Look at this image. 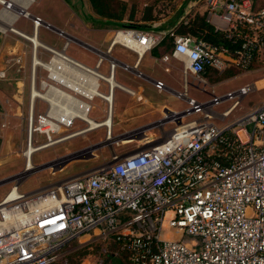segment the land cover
Masks as SVG:
<instances>
[{
	"label": "built area",
	"instance_id": "obj_1",
	"mask_svg": "<svg viewBox=\"0 0 264 264\" xmlns=\"http://www.w3.org/2000/svg\"><path fill=\"white\" fill-rule=\"evenodd\" d=\"M202 1L206 21L229 45L173 29L126 26L113 30L107 52L97 53L94 68L65 53L68 40L61 49L37 41L41 18L32 16L34 32L26 35L33 64L25 149L38 151L82 132L84 128L61 134V129L75 119L93 120L88 113L94 98L105 102L108 115L113 91L121 87L114 80L117 62L108 60V73L98 65L115 45L141 55L165 36L171 38L169 55L185 64L184 90L174 93L186 106L165 113L174 122L167 135L146 136L123 153L112 151L107 163L90 171L29 192L15 181L0 198V264H51L67 243L91 231L116 244L130 264H264V101L230 118L255 84L214 93L206 91L203 78L209 69L247 70L263 60L264 0ZM39 46L51 53L48 60L38 58ZM36 66L48 71L40 88ZM187 74L208 93L207 99L187 94ZM154 85L165 88L162 80ZM43 90L67 97L69 106L49 101L36 111L34 100L45 96ZM223 102L229 104L214 109ZM185 236L191 239L182 240Z\"/></svg>",
	"mask_w": 264,
	"mask_h": 264
},
{
	"label": "crops",
	"instance_id": "obj_2",
	"mask_svg": "<svg viewBox=\"0 0 264 264\" xmlns=\"http://www.w3.org/2000/svg\"><path fill=\"white\" fill-rule=\"evenodd\" d=\"M8 2L10 6L7 5ZM19 10L29 12V16L20 14ZM206 10V5L202 0H98L96 5L91 0H0V72H3V75L0 74V153L6 156L19 149L23 130L22 123L25 122L26 125L27 121L33 63L32 43L26 35H32L34 32L32 16L41 18V24L36 30L37 41L61 49L64 42L68 40L65 53L94 68L98 58L97 53L107 52L114 29L134 24L144 26L145 29H173L179 33H191L190 28L194 25L205 32L208 28L204 23ZM214 31L217 30L214 28ZM52 35L55 36L53 39L49 37ZM50 38L53 41H49ZM72 42L79 46L75 49L83 59L67 53ZM59 44H61L60 47ZM165 44L169 46L168 51L163 49ZM171 47V38L165 36L157 46L141 55L119 45L111 48L109 56L98 65V70L108 73V60L114 59L117 62L114 69V80L121 87L114 89L113 99L110 102V133L112 138L111 140L107 138L106 104L100 98H94L88 113V116L93 120L85 119L88 122L84 123L82 120L75 119L71 127H62L61 129V134H68L84 128L82 132L76 133L61 142L73 138L88 141L68 152L90 148V156L86 161L94 163L93 167H95L107 159L106 154L101 152L102 148L108 149L107 153L112 151L123 153L122 150L124 149L120 146L121 142H130L129 145L122 146L123 148L132 145L133 140L114 136V125L119 127L120 133L128 128L141 130L143 138L146 136L150 138L162 137L168 134L174 122L166 119L165 113L180 111L186 106L185 100L178 98L174 93L184 90L185 64L180 58L169 55ZM50 55L51 53L42 46L37 48V56L42 61L48 60ZM167 55L168 57H166ZM17 57H20V61H16ZM211 70L215 69H209L203 75L206 82L205 88L217 93V85H221L229 79L220 81L219 84L210 83L206 74ZM47 73L45 68L36 66L35 83L39 88V80L46 78ZM190 77V82L196 83L194 77L191 75ZM154 80H162L165 88L161 91L158 90L154 85ZM187 81L189 84L188 75ZM57 86L61 92L68 93L69 90L65 85L57 83ZM105 87V83L102 82L101 88ZM43 94L44 97L34 100L36 111L47 108L50 104L49 101L52 103L58 101L63 106L70 104L67 97L61 96L57 92L43 90ZM182 101L183 105H180ZM136 114L138 116L144 115L145 118L136 121L132 127L125 128V121ZM95 120L102 122L99 123ZM86 127L88 128L86 129ZM99 129H102L101 135L89 137V132ZM103 136L106 140H103ZM108 141L114 142L106 145L105 143ZM116 147L118 150L115 149ZM79 173L83 172L79 171L73 175ZM94 234L92 231L89 232L87 234L89 237L85 241H103V239L95 237Z\"/></svg>",
	"mask_w": 264,
	"mask_h": 264
},
{
	"label": "rangeland",
	"instance_id": "obj_3",
	"mask_svg": "<svg viewBox=\"0 0 264 264\" xmlns=\"http://www.w3.org/2000/svg\"><path fill=\"white\" fill-rule=\"evenodd\" d=\"M49 37L53 39L55 36L52 35ZM51 38L49 39V41H53ZM60 45L61 44H59L58 46L60 47ZM75 47L79 46H77L75 42H72L71 46L67 49V53L71 54L72 56L83 59V57L79 54ZM163 49L165 51H168L169 46L165 44ZM187 75L190 82V74ZM206 77L209 79L210 83L215 84H219L220 81L229 79L227 82L221 85H217V93L225 92L228 89H236L246 83L255 84V87L252 88L243 97L239 110H236L230 116V118L264 101V58L263 60H256L253 66L247 70H241L234 67H228L223 70L215 69L211 70L208 74H206ZM195 84V82H190L188 84V94L198 100L207 99L209 97L208 93L198 90ZM206 91L211 92L209 88H206ZM181 103L182 104L180 105H183V101ZM228 104L229 103L223 102L219 105H216L214 109L221 111ZM188 117L189 116H184V119H187ZM143 118H145L144 115L138 116V114L131 117V119L128 118L127 121H125V128L132 127L136 121L142 120ZM220 123L222 124L224 123V121H220ZM22 125L23 130L21 132V145L19 149L14 152H11V154H8L6 156H3V154L0 153V198L10 189V187L14 184L15 181H19V188L22 191H30L38 187L46 186L52 181L73 175L79 171L84 172L87 170H92L100 165L99 164L93 167L94 163L86 161L88 160L87 158L90 156V148L83 150L78 149L77 151L68 152L69 150L78 147L85 142H88L85 139L73 138L61 143H57L53 146H49L47 148L35 151L32 155V162L34 164L33 168L26 170L24 167L25 160L23 155L26 143L25 122H23ZM118 129L119 127L117 125H114L113 132L115 137H122L121 135L125 133H133L134 136L133 138L126 137V139L133 140L132 145H130V147H122L129 145L130 142H121L120 146L122 149H124L122 151L138 146L135 145L134 142L138 143L139 145L145 142L144 138L142 137L141 130H137L135 128H128L124 129V132L120 133V130L118 131ZM101 133L102 129H99L97 131L89 132L88 134L91 138L95 135H101ZM36 136L37 142L42 141V135L38 134ZM36 136L34 135V137ZM102 138L103 140H106L105 136H103ZM110 138H112V135ZM112 142L114 141H108L105 144L110 145L113 144ZM115 149L118 150L117 147ZM107 150L108 149L105 148L101 149V152L106 154L107 157V159H105L101 164L107 163L110 160L111 152L107 153ZM43 164H47L48 166L39 168L40 165ZM82 168L85 170H83ZM88 237L89 236L86 235L67 243L61 249L60 257L55 264H130V262L126 259V256L119 250L116 244L102 240H92L91 242L85 241ZM188 239H191V237L185 236L182 240L186 241Z\"/></svg>",
	"mask_w": 264,
	"mask_h": 264
},
{
	"label": "trees",
	"instance_id": "obj_4",
	"mask_svg": "<svg viewBox=\"0 0 264 264\" xmlns=\"http://www.w3.org/2000/svg\"><path fill=\"white\" fill-rule=\"evenodd\" d=\"M91 1L93 2V4L95 3V5H96V2H98V0H91ZM204 23H206L208 27L205 32H203V30L201 31L200 27L198 28V26L195 27L194 25L192 26V28H190L191 30L190 32L196 35L197 37H202L203 39H206L214 44L229 45V42L224 38L223 33L219 31H214L213 26L208 24L205 20H204ZM129 26L145 29V27L141 25L130 24ZM58 259L52 262L51 264H55L56 261H58Z\"/></svg>",
	"mask_w": 264,
	"mask_h": 264
},
{
	"label": "bare ground",
	"instance_id": "obj_5",
	"mask_svg": "<svg viewBox=\"0 0 264 264\" xmlns=\"http://www.w3.org/2000/svg\"><path fill=\"white\" fill-rule=\"evenodd\" d=\"M35 41H36V39H34ZM37 42V41H36ZM110 105V108H109V113H108V118L106 119L107 121H106V124L108 125V136H107V138L108 139H111L110 137H111V133H110V127H111V119H110V117H111V104H109ZM36 150H35V148H32V147H26V149L24 150V156H25V169L26 170H29V169H32L33 168V162H32V155H33V153L35 152Z\"/></svg>",
	"mask_w": 264,
	"mask_h": 264
},
{
	"label": "water",
	"instance_id": "obj_6",
	"mask_svg": "<svg viewBox=\"0 0 264 264\" xmlns=\"http://www.w3.org/2000/svg\"><path fill=\"white\" fill-rule=\"evenodd\" d=\"M55 29H56V28H55ZM46 166H48V165H47V164H43V165H40L39 168L46 167Z\"/></svg>",
	"mask_w": 264,
	"mask_h": 264
}]
</instances>
